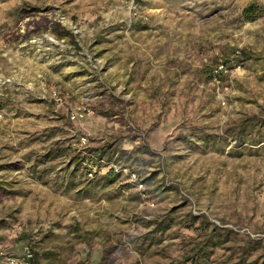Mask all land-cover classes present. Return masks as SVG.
<instances>
[{
	"label": "rangeland",
	"instance_id": "1",
	"mask_svg": "<svg viewBox=\"0 0 264 264\" xmlns=\"http://www.w3.org/2000/svg\"><path fill=\"white\" fill-rule=\"evenodd\" d=\"M25 245L264 264V0H0V249Z\"/></svg>",
	"mask_w": 264,
	"mask_h": 264
},
{
	"label": "built area",
	"instance_id": "2",
	"mask_svg": "<svg viewBox=\"0 0 264 264\" xmlns=\"http://www.w3.org/2000/svg\"><path fill=\"white\" fill-rule=\"evenodd\" d=\"M0 264H38L36 255L29 245H25L20 254L14 255L0 249Z\"/></svg>",
	"mask_w": 264,
	"mask_h": 264
},
{
	"label": "trees",
	"instance_id": "3",
	"mask_svg": "<svg viewBox=\"0 0 264 264\" xmlns=\"http://www.w3.org/2000/svg\"><path fill=\"white\" fill-rule=\"evenodd\" d=\"M255 11H256V7H255V5L252 4L243 10V14L249 18V16H253L252 14H254ZM191 258H193V257H191Z\"/></svg>",
	"mask_w": 264,
	"mask_h": 264
}]
</instances>
